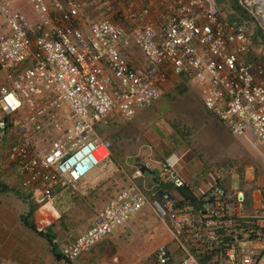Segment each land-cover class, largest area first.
Returning a JSON list of instances; mask_svg holds the SVG:
<instances>
[{
  "label": "built area",
  "instance_id": "obj_1",
  "mask_svg": "<svg viewBox=\"0 0 264 264\" xmlns=\"http://www.w3.org/2000/svg\"><path fill=\"white\" fill-rule=\"evenodd\" d=\"M27 1L34 20L0 0V147L14 139L6 159L49 222L60 218L57 195L110 156L107 124L150 108L173 79L197 86L204 109L232 136L249 135L264 159V47L253 42V26L264 37V0H231L230 11L218 0H152L154 18L144 0L133 9L90 0L109 17L87 29L82 0ZM176 164L165 159L150 187L119 191L61 255L75 261L148 207L182 254L174 264H264V199L248 212L244 193L222 185V167L188 184ZM183 188L179 201L171 189ZM154 260L171 254L161 247Z\"/></svg>",
  "mask_w": 264,
  "mask_h": 264
},
{
  "label": "crops",
  "instance_id": "obj_2",
  "mask_svg": "<svg viewBox=\"0 0 264 264\" xmlns=\"http://www.w3.org/2000/svg\"><path fill=\"white\" fill-rule=\"evenodd\" d=\"M132 2L134 5H128L129 9L138 8V6L141 5L140 0H132ZM143 2L151 8L152 17H157L159 14V7L157 4L152 0H144ZM253 39L256 40L254 43H256L257 46H259V44L262 45L255 34ZM199 97L201 99L200 93ZM155 104L149 109L139 110L138 112L137 119L142 120L139 121V124L137 122L136 126L146 128V121L148 122L147 124L150 123L148 127L152 125L150 126V129L147 128L144 130L145 132L143 133V136H145L146 139H117L116 143L115 139H109L112 144L110 156L90 174L75 183L72 188H76L79 183L93 179L90 189L93 190L97 198L95 209H93L95 215L98 210H100L109 200L114 198L119 191L127 187L130 183L135 182L140 186L148 187L147 183L150 182V186H152L155 182L156 172L159 169L160 164L167 158L171 157L173 160L177 161V171L188 184L204 182V174L208 169H217L222 165L211 161L209 154L205 150V144L198 139L197 133H195L192 138L181 139L179 134L173 135L172 132H167L168 128L166 127V124L161 119L159 120L160 115L155 112V109H153ZM210 117L212 116L210 115ZM144 119H146V121H144ZM149 120L151 121L149 122ZM217 124L223 126L215 118L210 121H203L202 123L203 126L209 125L213 130H215ZM13 140L14 139H7L0 147V264H143L144 256L147 254L146 252H150L151 250L157 251L159 248L163 247L155 241H144L138 246L131 245L130 248L123 247L122 244L117 243L119 249L114 253H111L112 250L106 247H95L99 243L103 244V240L106 238L115 235L118 231L116 230L112 235L104 238L90 249L91 251L89 250L84 255H81L75 261H67L61 255V248L73 242L81 233L88 229L94 217L90 220L84 230H75L73 235L74 239L69 240L65 245L59 246V249L56 246L55 240L51 238L54 231H50V228L56 225L57 222H49L43 214L38 211L37 205H35L36 208L34 206V211L30 212L32 215L29 218L28 223H32L37 232L49 236L48 238L39 235L36 236L31 230H29V228H27L21 221V216L24 217V212L27 209V203H23L13 194L15 188H19L18 190L21 189V175L16 167L10 164L6 159V151ZM249 140L251 141V139ZM119 142H121L120 145ZM235 143L236 149L235 147L233 148V153L231 152V147L228 149L231 158L234 157L235 150L238 151L239 148L241 152L243 147L242 141H238L239 146L237 145V142ZM243 152L247 157L246 159L252 160L254 156V160L264 164L261 147L254 148V151L251 152L243 148ZM133 156L140 160L144 159V163L148 160V165L141 163L138 164V168L131 166L126 168L125 165L129 163V160ZM216 165H218V167L213 168ZM144 166L147 170L142 171V167ZM118 167H120L119 176H116L118 174ZM247 167V170H249L251 165H248ZM137 170H139L140 174L134 178ZM115 171H117L116 175L113 173ZM252 179L253 177H251V180ZM263 180L260 182V186L264 184ZM107 187H110L109 191H106ZM1 189L3 191H1ZM72 189L60 192L58 194L59 196L57 195L58 198L61 196L65 197L70 193L68 191H72ZM77 190L81 192L83 187L80 186ZM24 192L28 195L27 191ZM171 193L179 201L184 196L188 197L187 188L180 190L171 189ZM22 194L26 198L25 194ZM190 198L193 200V197ZM262 198L264 199L263 196L254 194V197L252 196L251 203L249 204L250 208H246V210L251 212L255 206L260 205V199ZM65 203L70 204L71 202L65 201ZM73 204L74 203H71L68 206L73 207ZM162 222L165 224L166 229L170 234L167 224L164 221ZM167 250H170L172 253L171 260L168 264H174L182 257V254L172 242ZM143 252L145 253L144 255ZM153 262H146L144 264H155V260Z\"/></svg>",
  "mask_w": 264,
  "mask_h": 264
},
{
  "label": "rangeland",
  "instance_id": "obj_3",
  "mask_svg": "<svg viewBox=\"0 0 264 264\" xmlns=\"http://www.w3.org/2000/svg\"><path fill=\"white\" fill-rule=\"evenodd\" d=\"M10 1L13 3L14 7L24 13L27 18L30 20L35 19V15L27 0ZM82 1L84 3V15L80 18V24L83 29H87L92 23L100 18L109 17L101 10V8L90 6V0ZM229 1L231 0H218L219 3L225 4L227 2V4H225V10L227 11L233 10L232 4ZM129 4L134 5L132 2ZM110 18L114 21L121 22L118 15H113ZM242 19L244 20V18ZM255 31L256 29L253 26L254 34ZM255 41L256 40L253 39V42ZM254 46L255 49L258 48L256 43H254ZM262 46L264 47V45ZM126 54L128 57L134 59L139 58L135 48H131L126 51ZM199 93L200 92L197 86L182 79H173L168 83L164 94L155 104L153 109H155V112L160 115L159 120L161 119L166 124V127L168 128L167 132H172L173 135L179 134L181 139L192 138L193 135L197 133L198 139L205 144V150L209 154L211 161L217 164H222L220 167H222L223 172L228 173L222 180V185L229 192L241 190L246 197V208L249 209L252 196L254 197V194L262 196L264 184L260 186V182L264 179V166L261 162L259 163L257 160H254V156L252 160L246 159L247 157L243 152V148L249 152L254 151V148L250 144L251 141L249 139H251V137L249 135L246 137H235L229 134L227 129L220 124L215 126V130L210 128L209 125H202L203 121H210L214 118L210 117L209 113L202 106ZM138 112L139 111H137V115L131 120H124L120 118L112 119V121L109 122L101 131V135L109 139H115V143L117 139H146V137L143 136V133L145 132L144 130L147 128L150 129V126L152 125L148 127L150 123L147 124L148 122L144 119V121H146V128L136 126V123L138 122L139 124V121L142 120L137 119ZM150 121L151 120H149V122ZM238 141H242L243 143L242 150L241 152L239 148L238 151L235 150L234 157L231 158L228 153V149L231 147V152L233 153V148L236 146L235 142H237V145L239 146ZM120 143L121 142H119V145ZM141 163L148 165V160L144 163V159L140 160L133 156L125 167L128 168L131 166L138 168V164ZM248 165H251L252 169L250 168L247 170ZM216 167H218V165L213 168ZM117 169L118 174L116 175L117 171L113 173L114 175L119 176L120 167ZM251 177H253L252 180ZM92 182L93 179L79 183L76 188L72 189V191H68L70 193L65 197L61 196L58 198V195L55 199L54 205L59 212L60 218L56 221L57 224L50 228V231H54L51 238L55 240L58 249L59 246L65 245L69 240L74 239L73 235L75 230H84L90 220L95 217V211L93 209H95L97 198L93 190L90 189ZM147 185L149 187L150 182L147 183ZM80 186L83 187L81 192L77 190ZM18 189L15 188L13 194L16 195L23 203H27V209L25 210L23 216L27 217V221L29 222V218L32 215L30 212L34 211L35 203L30 196L26 195L25 192L22 191V189ZM109 190L110 187H107L106 191ZM22 193L25 194L26 198ZM65 201L74 203L73 207H69L68 205L71 203L66 204ZM32 232L36 236L38 235L37 232ZM103 241V244L99 243L95 247H106L112 250L111 253L117 252V249H119V245L117 243L122 244L123 247L130 248L131 245L138 246L144 241H155L157 244L159 243V245L163 247L165 246L169 249L171 236L168 233L165 224L153 213L150 208L147 207L131 217L128 222L118 229L115 235L108 237ZM155 251L156 250H151L150 252H146L147 254L144 256L143 264L154 261ZM169 253L172 254L170 250ZM144 254L145 253L143 252V255Z\"/></svg>",
  "mask_w": 264,
  "mask_h": 264
},
{
  "label": "trees",
  "instance_id": "obj_4",
  "mask_svg": "<svg viewBox=\"0 0 264 264\" xmlns=\"http://www.w3.org/2000/svg\"><path fill=\"white\" fill-rule=\"evenodd\" d=\"M255 35H256V37L259 39L260 43H262V44L264 45V37H262V36L260 35L259 31L256 30V31H255ZM1 191H3V190L1 189ZM262 196L264 197V190L262 191ZM21 221H22V223H23L27 228L31 229V230L34 231V232H37L36 229H35V226L32 225V223H28V221H27V217H22V216H21ZM37 233H38V235L41 236V237L48 238V236H49V235H45V234H43V233H41V232H37Z\"/></svg>",
  "mask_w": 264,
  "mask_h": 264
},
{
  "label": "water",
  "instance_id": "obj_5",
  "mask_svg": "<svg viewBox=\"0 0 264 264\" xmlns=\"http://www.w3.org/2000/svg\"><path fill=\"white\" fill-rule=\"evenodd\" d=\"M144 170H147V168L144 166V167H142V171H144Z\"/></svg>",
  "mask_w": 264,
  "mask_h": 264
}]
</instances>
